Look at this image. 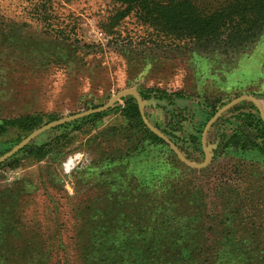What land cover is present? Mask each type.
Listing matches in <instances>:
<instances>
[{
	"label": "rangeland",
	"instance_id": "374dc122",
	"mask_svg": "<svg viewBox=\"0 0 264 264\" xmlns=\"http://www.w3.org/2000/svg\"><path fill=\"white\" fill-rule=\"evenodd\" d=\"M114 10L110 0H0V123L39 115L43 126L135 90L154 101L144 109L149 122L203 162L201 134L215 111L239 96L264 97V37L232 64L194 47L148 43L131 18L108 34L102 28ZM125 104L116 102L95 121L50 130L0 165V248L6 238L7 249L0 264H26L10 246L19 237L25 246L32 235L41 244L50 239L41 249L47 264H82L80 237L90 239L89 252H100L95 264L126 250L136 264L171 249L226 253L223 239L246 235L256 238L250 248L264 253V138L257 134L251 144L238 132L244 123L226 113L206 135L214 150L209 165L194 170L130 128ZM243 110L258 118L249 105ZM26 137L0 136V157ZM56 139L42 159L30 154ZM100 209L108 213L101 224L94 213ZM229 220L235 230L225 238ZM177 224L178 244L170 248L159 228ZM7 252L14 254L9 262L1 258ZM225 253L222 263L229 262Z\"/></svg>",
	"mask_w": 264,
	"mask_h": 264
},
{
	"label": "trees",
	"instance_id": "16d2710c",
	"mask_svg": "<svg viewBox=\"0 0 264 264\" xmlns=\"http://www.w3.org/2000/svg\"><path fill=\"white\" fill-rule=\"evenodd\" d=\"M110 2L114 4L115 10L108 18L107 22L109 24L102 28L106 33L113 34V30H115L122 21L131 18L134 19L138 26L146 30V42L148 43L157 46L163 44L166 46L170 44V46L175 47L190 46L200 51L201 54L207 58H213L215 60L223 59L232 64H236V58L240 54L246 53L249 48L264 37V0H110ZM78 42V40H74V44L71 45L73 50H78V48H74V45ZM82 47H86V45H82ZM131 58L133 59V57ZM68 62L66 61L64 63ZM141 98L144 99L142 96ZM121 100L126 101L122 113L127 119L129 127L141 131L146 141L158 145H165L145 128L140 119L135 100L131 98H122ZM240 107V104H237L228 112L238 111ZM224 115L225 113L221 117ZM101 116H103L102 113L95 114L53 130L68 128L70 126L74 127L85 122H92L99 119ZM221 117L219 119H221ZM219 119L213 124L212 128L216 126ZM54 120L55 118H49V121ZM42 124L43 117L39 115L23 116L3 121L0 123V136H3L8 131H16L26 137L28 134L40 128ZM259 125L262 126L261 121H259ZM162 133L166 136V133ZM63 137L66 138V136ZM56 142L57 139L49 144L39 146L30 154L38 156V159H42L46 155V152H44L45 148ZM176 147L187 160L195 163V161H193L180 147L177 145ZM211 155L213 156V151H211ZM232 194L234 195L235 192H232ZM197 202L202 204L199 209L200 214H202L203 202ZM228 211L231 212L234 210L229 208ZM94 213L99 217L96 221H99L100 224L105 216L108 215V213L102 209ZM109 213L112 212L110 211ZM150 215L151 212H149V216ZM178 223L181 225V220L178 219ZM234 224V221H225V227L221 229L222 235L226 236L225 238L233 237L230 234L235 230ZM179 225L177 228H174L175 226H169V230L164 227L163 231L159 228V236L168 237L166 243L170 244V248L178 244L175 238L177 235H173L172 233L179 232ZM162 226L168 225L164 223ZM18 227L21 228V226ZM5 230L4 228V232ZM221 231L219 235H221ZM31 234L35 233L31 231L30 235ZM95 238L96 237L91 240L93 241V245H96ZM88 239L87 237H80L77 239L80 240L79 244L81 243L83 247V249L80 250L79 258L82 264H95L94 259L96 260L97 258L96 254L100 252L96 251L94 253L95 255H93L88 251V247L89 249L91 247L90 239ZM254 239H256L254 236L247 235L241 238L242 241L239 242H236V239L232 240V242H230L231 240L229 239H223L225 244H229L228 250L230 248V243H233L232 246L236 245L235 250L231 248L229 251L227 250L226 253L223 252L228 256L229 262L227 263L221 262L224 260V258L221 259L223 253L218 254L216 251L213 253V248L210 249V252L201 251L198 254H192L188 249H171L168 252L164 251V253L160 251L159 254L153 252L146 255L145 258L157 256L155 261L152 262V260L148 258V260L144 262L148 264H264V253H261L263 250L259 252L250 248ZM21 241L19 237V240L17 239L14 241L16 246H10L11 251H17L15 257L19 258L21 262H23L25 258L26 261H28L26 264H47L46 258L41 254V249L42 245L44 246L50 239L44 240L41 244L40 239L32 235L30 238L26 239L27 244L25 246L21 245ZM4 242L5 244L0 250H7L6 238ZM102 242L103 241H101L100 245ZM114 244H117V242ZM126 252H129V250L122 252L120 255L110 254L109 261L103 264H136L134 261L127 258V255L124 254ZM12 256H14L13 253L7 252V255L1 256V258L3 261L9 262ZM142 260H144V258L141 259V262ZM99 261L102 262L103 257H101ZM105 261H107V259Z\"/></svg>",
	"mask_w": 264,
	"mask_h": 264
},
{
	"label": "water",
	"instance_id": "95a60500",
	"mask_svg": "<svg viewBox=\"0 0 264 264\" xmlns=\"http://www.w3.org/2000/svg\"><path fill=\"white\" fill-rule=\"evenodd\" d=\"M130 97L133 100H135V103L138 108L140 119L145 126V128L154 136H156L158 139H160L173 153V155L176 157V159L183 164L184 166L194 169V170H202L205 169L211 159V147L206 145V135L207 132L210 130V128L213 126V124L228 110H230L233 106L241 103V102H251L255 108L257 109L261 121L263 123L264 127V111L262 109V106L260 104V101L264 99V97H254V96H240L237 97L231 101H229L227 104L223 105L219 109L216 110V112L212 115V117L207 121L205 124L202 134H201V148L204 154V160L201 163H194L189 160H187L183 154L179 151V149L176 147V145L168 138L166 137L162 132L157 130L148 120L145 114V106H147L149 103L154 101H145L141 98L140 94L135 90H123L121 92L116 93L114 96H112L103 106L90 109L85 112L75 114L66 118H62L53 122H50L46 125L41 126L40 128L36 129L32 133H30L26 138H24L20 143H18L16 146H14L12 149H10L7 153L2 155L0 157V165L4 163L5 161L11 159L14 155H16L18 152L22 151L24 148H26L33 140H35L37 137L43 135L44 133L53 130L55 128L61 127L65 124H69L78 120H81L83 118L95 115V114H101L104 113L115 105L116 102L120 101L122 98ZM163 105L164 103L161 102Z\"/></svg>",
	"mask_w": 264,
	"mask_h": 264
},
{
	"label": "flooded vegetation",
	"instance_id": "af4514ba",
	"mask_svg": "<svg viewBox=\"0 0 264 264\" xmlns=\"http://www.w3.org/2000/svg\"><path fill=\"white\" fill-rule=\"evenodd\" d=\"M246 96H251V95H246ZM252 96H254V97H256V95H252ZM240 97V96H239ZM237 98V97H236ZM235 99V98H234ZM233 100V99H232ZM240 104V109L238 110V111H231V112H226V113H235V116H234V118H233V120H235V122H239V123H244L243 124V126H242V124H240V126H239V128H238V132L240 133V134H243L244 136H246L247 138H249V140H251L250 142H251V144H253L252 142H254V143H256V141H258L259 140V135H257V134H260L261 135V137H263L264 138V127H263V123H262V121H261V118H260V115H259V113H258V111H257V109L255 108V106L250 102V103H246V102H241V103H239ZM244 105H249L250 106V108L252 109V110H254L257 114H258V118H255V116H254V114H253V112L252 111H250V112H245L244 110H243V106ZM234 107V106H233ZM232 109V108H231ZM216 112V111H215ZM225 113V114H226ZM212 117V116H211ZM224 117V116H223ZM222 118V117H221ZM221 119H219V121H220ZM218 121V122H219ZM259 121H261V123H262V126L261 125H259ZM217 125V124H216ZM212 128V127H211ZM210 128V129H211ZM214 128V127H213ZM262 129H263V131H262ZM240 130V131H239ZM248 131V134L247 135H245V131ZM210 131V130H209ZM258 132V133H257ZM263 132V133H262ZM207 135H208V132H207ZM260 137V138H261ZM201 144V143H200ZM206 145L207 146H209V147H211L207 142H206ZM254 145V144H253ZM224 146H226V145H224ZM211 151H213V156H214V150L211 148ZM203 152V151H202ZM203 156H204V154H203ZM212 156V157H213Z\"/></svg>",
	"mask_w": 264,
	"mask_h": 264
},
{
	"label": "crops",
	"instance_id": "0c3cea01",
	"mask_svg": "<svg viewBox=\"0 0 264 264\" xmlns=\"http://www.w3.org/2000/svg\"><path fill=\"white\" fill-rule=\"evenodd\" d=\"M257 97H258V96H257ZM260 104H261L262 109H263V111H264V99L260 101Z\"/></svg>",
	"mask_w": 264,
	"mask_h": 264
},
{
	"label": "bare ground",
	"instance_id": "6f19581e",
	"mask_svg": "<svg viewBox=\"0 0 264 264\" xmlns=\"http://www.w3.org/2000/svg\"><path fill=\"white\" fill-rule=\"evenodd\" d=\"M64 165V164H63Z\"/></svg>",
	"mask_w": 264,
	"mask_h": 264
}]
</instances>
